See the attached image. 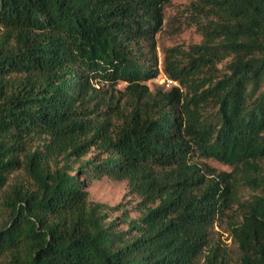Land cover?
<instances>
[{"label":"trees","instance_id":"16d2710c","mask_svg":"<svg viewBox=\"0 0 264 264\" xmlns=\"http://www.w3.org/2000/svg\"><path fill=\"white\" fill-rule=\"evenodd\" d=\"M168 1L0 0V264H196L232 172L260 188L239 205L236 264H264V0H197L204 41L151 90ZM195 154L231 171L205 176ZM83 174L146 205L107 219Z\"/></svg>","mask_w":264,"mask_h":264},{"label":"rangeland","instance_id":"374dc122","mask_svg":"<svg viewBox=\"0 0 264 264\" xmlns=\"http://www.w3.org/2000/svg\"><path fill=\"white\" fill-rule=\"evenodd\" d=\"M197 0H169L164 6L163 23L160 30L155 35L156 56H157V73L154 77L148 79L146 84L151 90L167 89L177 82H170L169 77L165 73L164 66L168 57L181 59L191 47L204 41V33L206 25L210 17L209 7L203 6ZM230 58H225L217 63V67L221 70ZM168 80V81H167ZM96 87L100 89L110 90V86L103 82L93 80ZM126 82H119L114 89L123 90ZM105 157L106 153L98 152L97 149L91 148L86 157ZM194 161L202 163L201 173L205 176H211L218 179V174L223 171H231V167L223 162L213 158H204L195 154ZM264 165V161H263ZM75 166V164L73 165ZM263 167L260 165L259 171L263 174ZM240 172H232L234 176L230 179V206L226 209L220 207L218 214L214 220V224L209 230V242L204 247L201 255L198 256L196 264H205L207 253L212 248L217 247V258H223L226 263L236 264L239 258V251L233 239V226L238 221L240 214V203L250 199L252 194L259 193V185L251 182L252 185L244 183L239 177ZM22 170L11 173V179L15 176L20 177L24 181L27 180L23 176ZM82 178L86 181L87 199L92 203H101L105 205V214L107 219H118L120 221L125 216L137 218L140 211L146 205L141 196L130 190L126 179L111 178L107 175L99 177L85 176ZM2 215L0 214V221ZM121 229L126 226L120 224ZM215 246V247H214Z\"/></svg>","mask_w":264,"mask_h":264},{"label":"built area","instance_id":"2783aa9c","mask_svg":"<svg viewBox=\"0 0 264 264\" xmlns=\"http://www.w3.org/2000/svg\"><path fill=\"white\" fill-rule=\"evenodd\" d=\"M169 80H170V82H175V81H173V80H172V79H170V78H169ZM167 81H168V80H167Z\"/></svg>","mask_w":264,"mask_h":264}]
</instances>
